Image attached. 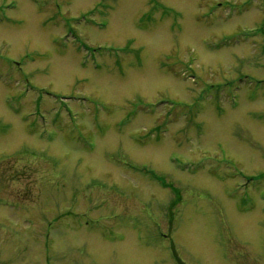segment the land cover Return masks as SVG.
Segmentation results:
<instances>
[{"label":"rangeland","instance_id":"374dc122","mask_svg":"<svg viewBox=\"0 0 264 264\" xmlns=\"http://www.w3.org/2000/svg\"><path fill=\"white\" fill-rule=\"evenodd\" d=\"M0 264H264V0H0Z\"/></svg>","mask_w":264,"mask_h":264},{"label":"flooded vegetation","instance_id":"af4514ba","mask_svg":"<svg viewBox=\"0 0 264 264\" xmlns=\"http://www.w3.org/2000/svg\"><path fill=\"white\" fill-rule=\"evenodd\" d=\"M72 205H74V204H71V206H72ZM71 206L68 208V209H69V211H70V208H71ZM51 223H52V222H51Z\"/></svg>","mask_w":264,"mask_h":264}]
</instances>
